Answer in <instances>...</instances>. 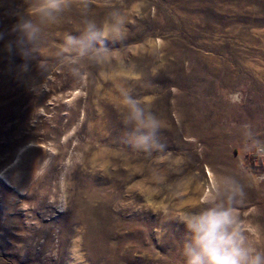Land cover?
Returning a JSON list of instances; mask_svg holds the SVG:
<instances>
[{"label": "rangeland", "instance_id": "1", "mask_svg": "<svg viewBox=\"0 0 264 264\" xmlns=\"http://www.w3.org/2000/svg\"><path fill=\"white\" fill-rule=\"evenodd\" d=\"M113 4L134 23L109 42L112 61L135 62L142 76L127 86L161 119L166 152L124 143L115 73L84 63L77 78L57 59L82 28L78 7L41 26V55L22 73L6 44L28 5L0 0V264H182L181 218L203 209L219 172L245 184L238 212L264 246V0ZM107 12L96 0L87 18ZM234 91L244 104L227 102Z\"/></svg>", "mask_w": 264, "mask_h": 264}, {"label": "clouds", "instance_id": "2", "mask_svg": "<svg viewBox=\"0 0 264 264\" xmlns=\"http://www.w3.org/2000/svg\"><path fill=\"white\" fill-rule=\"evenodd\" d=\"M96 0H26L27 16L20 15L11 32L15 40L8 41L6 50L18 53L24 63L19 70H30V61L41 55L42 25L55 24L66 11L74 6L84 14L79 35L65 33L56 51V57L69 72L79 78L80 65L91 63L110 69L121 82L115 84V91L125 109L123 120L129 126L124 143L132 150L151 157L154 153L166 152L167 145L160 139L162 122L151 108L143 103L127 81L142 74L137 73L135 62L113 63L110 41H123L127 37L128 25L134 23L131 17L113 4L103 0L108 12L104 19L87 18V12ZM5 34L0 32V40ZM38 67L47 72V63L39 61ZM229 104L239 106L245 103L242 91L230 92L226 96ZM251 135L252 125H243ZM248 143V141H246ZM264 147V141L257 140ZM245 145L242 144L241 147ZM257 183L264 182V174L256 177ZM247 200L246 186L241 178L232 173L216 174V187L204 199V207L195 214H185L181 219L189 233L181 250L182 264H264V246L252 240L238 212V207Z\"/></svg>", "mask_w": 264, "mask_h": 264}]
</instances>
